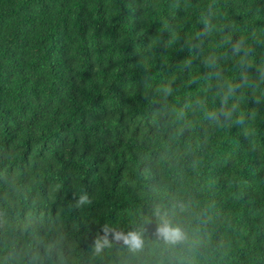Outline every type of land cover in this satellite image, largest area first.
<instances>
[{
    "label": "trees",
    "instance_id": "obj_1",
    "mask_svg": "<svg viewBox=\"0 0 264 264\" xmlns=\"http://www.w3.org/2000/svg\"><path fill=\"white\" fill-rule=\"evenodd\" d=\"M0 264H264V0H0Z\"/></svg>",
    "mask_w": 264,
    "mask_h": 264
},
{
    "label": "clouds",
    "instance_id": "obj_2",
    "mask_svg": "<svg viewBox=\"0 0 264 264\" xmlns=\"http://www.w3.org/2000/svg\"><path fill=\"white\" fill-rule=\"evenodd\" d=\"M158 233L167 243L171 244L177 243L184 238L181 229L167 220L161 221ZM124 243L134 250H139L143 247V240L140 234L136 232L128 233L124 237Z\"/></svg>",
    "mask_w": 264,
    "mask_h": 264
}]
</instances>
